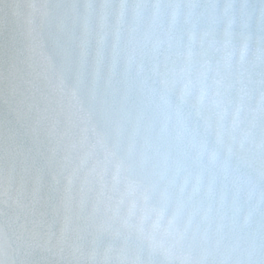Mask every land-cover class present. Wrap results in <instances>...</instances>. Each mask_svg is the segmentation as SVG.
<instances>
[{"label": "snow or ice", "instance_id": "6c2138e0", "mask_svg": "<svg viewBox=\"0 0 264 264\" xmlns=\"http://www.w3.org/2000/svg\"><path fill=\"white\" fill-rule=\"evenodd\" d=\"M0 264H264V0H0Z\"/></svg>", "mask_w": 264, "mask_h": 264}]
</instances>
